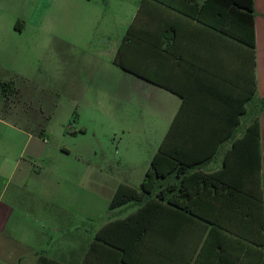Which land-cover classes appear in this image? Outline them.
Returning <instances> with one entry per match:
<instances>
[{
  "label": "crops",
  "instance_id": "1",
  "mask_svg": "<svg viewBox=\"0 0 264 264\" xmlns=\"http://www.w3.org/2000/svg\"><path fill=\"white\" fill-rule=\"evenodd\" d=\"M6 1L0 0V23L6 26L0 29V36L15 38L26 30L24 13L14 15L2 6ZM18 1L20 5L27 2ZM101 5L113 6L114 21L121 30L114 60L119 54L131 72L113 60L114 65L129 75L133 88L148 91L152 100L161 103L168 118L163 142L169 136L171 150L192 153L176 158L188 170L185 195L179 196L183 179L177 172L160 181V188L152 194L153 231L147 238V248L143 253H128L125 264H264V231L256 221L257 199L262 198L264 203V108L260 102L264 98V0H238L237 4L235 0H104ZM59 8L66 12L65 20L75 21L81 3L61 0ZM35 15L37 18L38 12ZM99 15L96 12L92 17L98 20ZM251 17L254 49L248 45L252 40ZM112 24L111 20L108 27ZM257 120L259 175L256 143L239 141ZM0 124L16 129L3 118ZM4 165L0 164V245L6 244L4 237L13 245L30 243V232L25 240H18L13 233L15 225L9 226L13 202L23 199L26 204V196L35 195V205L43 208L58 204L64 211L90 213L95 206L96 194L89 179L87 190L79 189L78 179L71 180L75 189L67 191L61 188L62 178L37 174L32 159L23 167L21 161L5 160ZM202 174L208 175L207 180ZM142 182L138 188L125 185L140 192ZM12 184L16 189L11 201L2 204L4 191ZM54 186L57 193L50 190ZM166 187L165 195L171 203L177 193L178 207L158 203L156 196ZM142 205L131 201L109 209L108 220L93 231L89 250L93 245L94 251L89 253L87 264H124L118 249L98 242L96 237L102 228L135 214ZM130 206L134 208L127 215L124 209ZM72 220L61 223V227H72L74 217ZM107 239L114 244L126 241L122 231L109 232ZM89 250L78 264L86 260ZM15 251L7 250L17 255ZM32 253L34 264H39L41 257L66 264L45 253Z\"/></svg>",
  "mask_w": 264,
  "mask_h": 264
},
{
  "label": "rangeland",
  "instance_id": "2",
  "mask_svg": "<svg viewBox=\"0 0 264 264\" xmlns=\"http://www.w3.org/2000/svg\"><path fill=\"white\" fill-rule=\"evenodd\" d=\"M60 1L20 5L7 0L2 5L14 15L24 13L26 30L15 38L0 36V83L12 82L16 88L3 94L0 85V118L16 126L0 124V164L21 161L23 167L32 159L37 174L62 178L61 188L67 191L75 189L71 180L78 179L79 189L87 190L89 179L95 206L90 213L64 211L58 204L43 208L35 205V195L26 196V204L23 199L13 202L9 226L15 225L14 236L25 240L30 232L32 238L27 245H13L4 237L0 264H34L32 252L66 264L82 261L93 231L108 220L116 189L121 184L139 187L168 131L161 103L133 88L129 75L113 63L122 40L113 6L78 0L81 8L72 21L65 20ZM96 12L98 20L92 17ZM1 28L6 26L0 23ZM15 189L14 184L6 188L2 204L11 201ZM50 190L57 193L58 187ZM73 217L72 227H61Z\"/></svg>",
  "mask_w": 264,
  "mask_h": 264
},
{
  "label": "trees",
  "instance_id": "3",
  "mask_svg": "<svg viewBox=\"0 0 264 264\" xmlns=\"http://www.w3.org/2000/svg\"><path fill=\"white\" fill-rule=\"evenodd\" d=\"M235 3H238V0H235ZM250 11H253V2L251 1ZM251 28H252V40L248 44L252 49H254L255 41H254V27H253V19L251 17ZM19 23H16V29H19ZM115 63L120 66L122 69L131 72V70L121 61L119 54L115 58ZM3 94H6L9 91L14 90V86L12 82H5L1 84ZM262 104V109L264 108V98L260 101ZM260 132H259V121L257 120L255 123L251 124L244 136L239 140L241 142L250 143L251 145L255 142L257 146V173L259 175L261 170V153H260ZM169 136L162 143L159 151L155 154L151 161V165L146 172L145 178L141 184L140 192L137 190L122 184L119 186L115 196L113 197L110 203V210H114L122 205H125L131 201H137L143 203L142 207L133 215L123 219L117 220L116 222H111L104 228H102L97 234L96 240L98 242H104L107 245H110L113 248L118 249L121 254V262L124 264L127 263L126 257L128 253H131L137 250L139 253H143L147 248V238L152 233V218H153V210H152V194L155 190L160 188V181L167 179V177L177 172V175L182 177L183 181L180 184V197L185 195V180L187 169L184 164H179L176 160L177 157L183 156H192V153L182 152L179 153L178 150H171L168 145ZM196 153L200 150H195ZM252 151V150H251ZM196 153L194 155H196ZM202 178L207 180L208 175L202 174ZM175 188V185L173 186ZM166 189H161L158 193L157 201L158 203L165 202L167 205L172 204L175 207H178V199L177 193L170 202V198ZM178 196V197H179ZM256 206L259 211V217L256 220L261 230L264 231V203L262 198L257 199ZM227 204V203H226ZM199 215V214H198ZM137 226V229L136 227ZM122 231L125 234L126 241L124 244H114L113 242H108L107 234L109 232H118ZM264 247V244H263ZM94 246L92 245L86 256V262L84 261L82 264H87L89 261V253L94 251ZM39 264H60L56 263L46 257H41L39 259Z\"/></svg>",
  "mask_w": 264,
  "mask_h": 264
}]
</instances>
